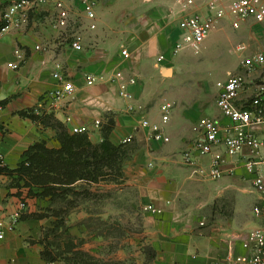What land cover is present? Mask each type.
I'll return each mask as SVG.
<instances>
[{
    "label": "crops",
    "instance_id": "crops-1",
    "mask_svg": "<svg viewBox=\"0 0 264 264\" xmlns=\"http://www.w3.org/2000/svg\"><path fill=\"white\" fill-rule=\"evenodd\" d=\"M13 1L0 0V26L5 11L2 6ZM159 1H154L158 13L166 12L162 3L173 6V0ZM42 9L54 12L52 7ZM39 11L31 16L28 27L0 35V147L6 162V168L0 172V215L8 217L19 203L26 205L15 231H7L0 241V264H52L45 257L48 236L60 233V226H65L64 236L83 239L86 242L83 251L90 254L91 236H96L92 240L98 243L100 236H108V207L106 202L101 207V199L95 207L93 197L98 195L103 199L112 191L121 200L124 186L135 195L134 200H129V208L140 218L139 228L132 235L141 236L140 242L132 245L144 248L147 264H228L232 251L242 253L240 240L252 230L251 212L248 216L245 211L236 216L233 210L212 216V207L221 194L233 192L231 186H224L229 175L241 172L247 178L243 167L230 161L224 167V177L217 181L221 182L219 188L199 175H192L194 166L184 159L198 137L194 124L204 115L198 117V109L185 105L175 107L165 127L168 143L154 141L149 130L135 131L142 119L152 123L160 121L161 106L173 99L170 85L174 68L170 76L162 80L154 72L131 69L130 77L136 80V85L130 87L134 100H123L118 96L116 84L110 81L115 71L107 70L101 63L91 64L92 56L84 57L82 68L78 70L76 62L80 55L86 54L85 49L83 52L71 50L63 39L53 34L49 24L44 25ZM154 31L144 43L123 46L131 57L124 60L121 49L120 59L147 64L153 71L158 46ZM240 31L247 40L246 54L264 49V27L247 23ZM178 32L180 34L179 29ZM162 35L166 38L167 32L163 31ZM209 41L210 36L204 49ZM36 46L45 49L36 50ZM16 48L25 53V62L18 70H12L8 64L15 61ZM96 58L101 61L102 55ZM58 65L74 85V92L72 99L52 102L49 92L55 86L52 75ZM87 76L102 79L88 86ZM67 117L71 118V123H66ZM208 117L227 122L217 108ZM96 122H100L98 128ZM75 126L87 128L83 137L71 133V127ZM132 133V148L124 157L119 140ZM74 141L87 145L83 148L87 152L97 149L98 158L107 154L102 144H107L110 152L118 149L119 167L112 170L98 162L94 179L59 181L63 170L60 162L80 150ZM34 147L40 150L35 152L32 180L27 164L28 153ZM44 152H52L50 159L44 158ZM116 155L114 152V160ZM150 205L162 210V214L145 211ZM119 213L122 214V210ZM96 224L97 230L92 228Z\"/></svg>",
    "mask_w": 264,
    "mask_h": 264
},
{
    "label": "built area",
    "instance_id": "built-area-1",
    "mask_svg": "<svg viewBox=\"0 0 264 264\" xmlns=\"http://www.w3.org/2000/svg\"><path fill=\"white\" fill-rule=\"evenodd\" d=\"M70 0H14L7 6L2 15L0 35L16 32L29 26L31 16L44 7H52L54 15L49 27L58 39H63L75 52L84 50V38L73 30L75 16L68 5ZM80 8V17L84 28L93 32L98 27L95 0H72ZM180 14L178 29L179 39L175 51L189 48L198 53L213 31L229 24L234 31H239L245 24L253 23L264 27V0H211L198 6L196 0H173ZM241 56L239 71L217 83L218 97L216 108L227 122L214 117H201L193 127L198 134L189 152L184 154L185 161L194 166L192 175H199L203 180L217 182L224 177V167L234 161L236 166L243 167L251 185V191L257 199L252 208V215L257 220L255 227L240 240L242 253L231 252L228 264H264V49L246 54L248 46L236 47ZM36 46V50H44ZM124 60L130 59L126 49L120 53ZM15 61L8 64L12 70H18L25 62V53L21 48L14 51ZM55 86L49 92L52 102L73 98L74 85L65 78L58 65L52 75ZM102 77L87 76L86 84L94 85ZM118 88L119 98L133 101L130 87L136 84L134 78H126L123 73L114 72L110 79ZM254 81H259L255 84ZM132 109V108H130ZM174 104L165 102L161 108L160 121L152 123L147 119L139 121L135 131L149 130L156 142L168 143L169 137L165 127L171 119ZM71 123V118H66ZM100 122L95 123L98 128ZM87 132L84 126L71 127L73 135ZM134 134L119 140V145L132 143ZM205 163H204V162ZM203 162V163H202ZM6 168L4 154L0 147V172ZM24 202L19 203L17 210L8 217L0 215V241L6 232H14L22 212ZM156 214L162 210L150 205L144 208Z\"/></svg>",
    "mask_w": 264,
    "mask_h": 264
},
{
    "label": "rangeland",
    "instance_id": "rangeland-1",
    "mask_svg": "<svg viewBox=\"0 0 264 264\" xmlns=\"http://www.w3.org/2000/svg\"><path fill=\"white\" fill-rule=\"evenodd\" d=\"M154 1L95 0L98 27L93 32H88L84 28L80 17V8L72 0L68 1L75 16L73 30L83 36L86 53L84 56H79L76 62L77 69L81 70L84 57L89 56H92L91 64L99 65L101 63V66L104 64L107 70L120 71L125 79L131 78V69L140 68L145 72H154L162 80L164 77H169L171 69L174 68V79L170 85L171 89L173 88L171 102H173L174 108L178 105H185L192 110L198 109V117L212 116L216 111L219 92L217 83L225 80L229 74L238 73L242 58L236 52V47L245 44L247 40L240 30L234 31L227 24H223L210 35L207 49L202 48L196 53L189 48H184L176 52L175 44L179 39L178 21L180 19L177 7L174 3L173 6H170L169 3H162L166 12L161 14L155 10ZM208 1L211 0H196L198 6H203ZM8 5H3L2 11ZM39 12L44 25L49 24L54 12L43 11V9ZM153 29L158 45L154 52L153 71L147 64H137V61L123 62L119 57L123 46H132L135 42H146L148 38H151ZM163 31L167 32L166 38L162 35ZM170 38L172 39L170 40ZM98 54L102 55L101 61L96 58ZM144 59L146 61V55ZM254 83L257 84L259 81H254ZM131 148V143L122 145V156L125 157ZM115 167H119V159H115L107 165L108 169L112 168L113 170ZM58 180L61 181V177ZM204 180L210 185H218L220 188L221 182ZM224 182V186H231L233 192L223 193L217 197L212 207V216L217 213L224 215L223 213H230L233 210L236 216H241L244 211L245 215H249L257 199L251 191L249 179L243 177L239 172L237 175H229V178ZM123 189L121 200L112 191H108L103 199L98 195L93 197L95 207H98L99 199H101V207L105 202L108 207L106 224L108 236H100L99 243L92 240L96 236H91L90 254L83 251L86 243L83 239L64 236L65 226H60L61 235L58 233L48 236L50 239L47 242V259L51 260L52 264H147V257L143 255L146 254L144 248L139 249L133 246L139 243L141 238V236H132L137 232L140 224V218L135 210L129 208V200H134L136 197L126 190L125 186ZM109 205H113V207L109 208ZM120 210H122V214L119 213ZM250 221L253 229L257 220L252 213ZM100 227L103 228L102 225ZM92 228L97 230L98 225H93ZM77 253L87 256L81 257L76 255Z\"/></svg>",
    "mask_w": 264,
    "mask_h": 264
},
{
    "label": "trees",
    "instance_id": "trees-1",
    "mask_svg": "<svg viewBox=\"0 0 264 264\" xmlns=\"http://www.w3.org/2000/svg\"><path fill=\"white\" fill-rule=\"evenodd\" d=\"M2 28V25L0 26V30ZM64 137H69L68 134H63ZM83 137V136H79ZM75 142V147L80 148V150L75 151L73 154H69L70 157L68 159L64 160L63 162H60V166L63 168V174H61V182H72L76 179H94L93 174L96 172L98 168V162L101 164H106L110 163L111 161H114V152H116V159H119V150H114L113 151H108L109 146L107 144H102L101 148H106L107 154L105 156L101 155L100 158L97 156V149H93L89 152L87 150H83V148L88 147L87 145H84L82 141H74ZM83 145V146H82ZM108 147V148H107ZM37 147L32 148L28 154L29 155V162L27 164V170H28V175L32 176V180H34V169H35V152L38 151ZM106 152V151H105ZM44 158L50 159L52 152H44ZM70 153V152H69ZM112 153V155L110 154ZM72 155V156H71ZM88 158H91L89 160ZM106 159V160H104ZM58 161V160H57ZM70 171L69 173H67ZM59 177V178H60ZM76 255L78 256H87L83 255L81 253H77ZM45 256V255H44ZM46 257V256H45Z\"/></svg>",
    "mask_w": 264,
    "mask_h": 264
}]
</instances>
